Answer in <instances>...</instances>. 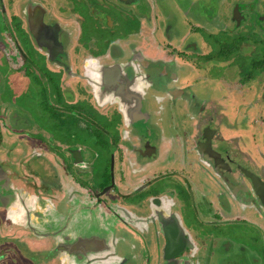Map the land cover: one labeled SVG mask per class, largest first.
Masks as SVG:
<instances>
[{
  "label": "flooded vegetation",
  "instance_id": "flooded-vegetation-1",
  "mask_svg": "<svg viewBox=\"0 0 264 264\" xmlns=\"http://www.w3.org/2000/svg\"><path fill=\"white\" fill-rule=\"evenodd\" d=\"M174 6L0 0V264H264V0Z\"/></svg>",
  "mask_w": 264,
  "mask_h": 264
},
{
  "label": "rangeland",
  "instance_id": "rangeland-1",
  "mask_svg": "<svg viewBox=\"0 0 264 264\" xmlns=\"http://www.w3.org/2000/svg\"><path fill=\"white\" fill-rule=\"evenodd\" d=\"M163 5L166 7L167 10H171V9H175V4H179V5H184L187 6L188 4V0H162ZM167 12H171V11H167ZM173 16L175 15V13H172ZM175 17V16H174ZM22 116H26L25 114H22Z\"/></svg>",
  "mask_w": 264,
  "mask_h": 264
},
{
  "label": "water",
  "instance_id": "water-1",
  "mask_svg": "<svg viewBox=\"0 0 264 264\" xmlns=\"http://www.w3.org/2000/svg\"><path fill=\"white\" fill-rule=\"evenodd\" d=\"M5 186V183H3V187Z\"/></svg>",
  "mask_w": 264,
  "mask_h": 264
}]
</instances>
